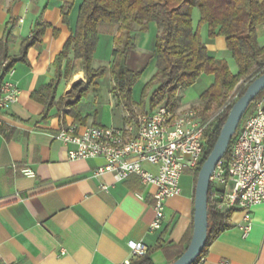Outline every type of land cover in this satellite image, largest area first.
Instances as JSON below:
<instances>
[{"label": "crops", "instance_id": "obj_1", "mask_svg": "<svg viewBox=\"0 0 264 264\" xmlns=\"http://www.w3.org/2000/svg\"><path fill=\"white\" fill-rule=\"evenodd\" d=\"M83 1L0 0V39L11 27V18L16 23L10 57L20 54L22 40L32 34L36 22L49 24L42 41L29 48L26 60L17 62L4 78L18 89V99L10 108L0 110V264H124L132 259L130 241L145 244L152 251L153 264H170L193 237L194 173L184 184L182 175L181 194L167 201L164 224L153 230L154 185L144 184L135 174L117 182L107 173L103 181L109 188L102 189L92 173L104 160H71L68 147L55 138L64 124L107 126L102 117L96 120L78 107L82 116L88 115L87 122L82 123L66 106L62 111L52 108L45 114V106L32 96L55 79L56 56L76 26ZM65 9L70 26L64 21ZM194 11L199 21L198 8ZM206 31L207 26L201 34L209 52L217 58L231 59L225 37L205 38ZM116 32L117 29L101 31L94 67L113 61ZM157 34L156 23H151L147 31L137 35V47L127 66L143 72L144 81L136 84L134 91H142L155 72ZM257 34L264 46V25L257 27ZM202 76L195 84L201 83ZM106 77L107 74L97 80V89ZM82 82H86V75L77 63L76 72L59 85L57 99L73 94ZM211 83L203 84L200 95ZM137 108L136 114L142 112L141 107ZM130 118L128 113L125 123ZM145 167L156 170L151 165ZM24 169L34 175H25ZM252 218V229L244 234L237 227L242 213H233L228 220L230 226L210 242L197 264H264V203L253 207ZM172 244L174 251L167 252Z\"/></svg>", "mask_w": 264, "mask_h": 264}, {"label": "trees", "instance_id": "obj_2", "mask_svg": "<svg viewBox=\"0 0 264 264\" xmlns=\"http://www.w3.org/2000/svg\"><path fill=\"white\" fill-rule=\"evenodd\" d=\"M193 8H198L200 13L197 26L191 11ZM64 21L70 26L66 9ZM151 23H156L158 28L154 57L156 69L137 101L133 96L134 87L141 80L143 72L129 69L127 61L137 47L136 27L145 32ZM9 24L11 27L0 39V85L17 62L26 60L29 48L42 41L49 27L45 22H36L32 34L23 38L20 54L10 57L9 47L14 39L12 29L16 23L11 18ZM204 25L208 27L209 38L225 37L238 73L230 70L226 59L214 57L209 52L201 34ZM259 25H264V1L260 0H84L76 26L71 29L70 38L56 56L55 79L34 91L32 96L45 106V114L52 108L62 111L66 106L78 121L86 123L88 115H81L79 104L90 91L98 88L97 80L103 78L108 70L106 66L96 68L93 65L103 29H117L113 38L111 74L114 76L118 101L130 116L136 115L137 107H141L142 112L153 110L161 104L177 108L181 92L195 84L202 75H213V83L199 96L197 106L203 119H208L212 110L220 109L232 91L235 97L204 131L203 153L198 168L193 172L196 188L202 164L213 150L233 105L244 95L252 81L264 73V46L259 43L257 34ZM77 63L83 67L86 82L79 83L73 94L57 99L59 85L76 72ZM262 97L264 90L248 106L224 158L229 159L242 123L253 112L254 103ZM208 209L207 242L192 264H197L210 242L230 226L228 220L233 211L218 210L210 196ZM173 246L167 247L166 251L173 252ZM151 253L148 249L145 255L133 258L131 264H153ZM183 253L176 254L177 258Z\"/></svg>", "mask_w": 264, "mask_h": 264}, {"label": "built area", "instance_id": "obj_3", "mask_svg": "<svg viewBox=\"0 0 264 264\" xmlns=\"http://www.w3.org/2000/svg\"><path fill=\"white\" fill-rule=\"evenodd\" d=\"M234 97L231 94L218 112L206 120L196 106L174 108L161 104L131 116L123 126L64 124L55 138L68 147L71 160H104L92 173L99 179L102 189L109 188L103 181L107 173L117 182L135 174L144 184L154 185L151 229L157 230L164 224L167 201L181 194L180 180L184 171L194 172L199 166L205 129ZM17 99L18 89L3 80L0 110L10 108ZM146 165L156 170L147 169ZM23 173L34 175L30 169H24ZM209 196L218 210L241 212L243 219L237 227L244 234L251 231L252 209L264 203V97L254 103L253 112L242 123L229 159L223 157L217 163L211 176ZM129 246L132 259L148 251L142 242L130 241ZM132 259L124 264H131Z\"/></svg>", "mask_w": 264, "mask_h": 264}, {"label": "water", "instance_id": "obj_4", "mask_svg": "<svg viewBox=\"0 0 264 264\" xmlns=\"http://www.w3.org/2000/svg\"><path fill=\"white\" fill-rule=\"evenodd\" d=\"M263 90L264 73L252 81L244 95L233 105L213 150L202 164L198 174L195 188L192 240L184 253L170 264H192L205 248L208 237V198L212 173L217 163L226 154L248 106Z\"/></svg>", "mask_w": 264, "mask_h": 264}, {"label": "rangeland", "instance_id": "obj_5", "mask_svg": "<svg viewBox=\"0 0 264 264\" xmlns=\"http://www.w3.org/2000/svg\"><path fill=\"white\" fill-rule=\"evenodd\" d=\"M191 11L194 14L193 15L194 23L196 25L198 22V16L196 12L194 11V8ZM205 28L206 26H202L201 30L203 31ZM135 33H136L135 34V37H136L135 41H136L137 35L139 34V27H136ZM205 38H208V31H206ZM111 64H112V61L110 60L109 62L106 63V67L108 69L107 77L100 80V88L97 90H92L89 93V96L83 98L79 104L81 111L82 109L86 110L84 112H87L88 115L92 118L95 117L96 120H99V117H102L101 120L107 126L120 125L121 122L125 123L128 117V112L124 109L123 105L118 102L117 94H116V91L114 90L115 80H114V76L111 74ZM228 64H229L230 70L234 74L238 73V66L233 58L228 60ZM213 80H214L213 75L204 74L200 80L201 81L200 84H198L199 83L198 82L197 84L189 87L188 89L180 93L181 97L179 96V104H180L179 106L186 107V106L199 105L198 102H199V96L201 92L199 91V89H201L204 86L203 84H210L211 82L213 83ZM141 81H144V75L137 84H139ZM233 92L234 91H232L229 95H231ZM150 93H151V90L148 92V95ZM140 95H141V91L133 92L134 98H136L138 101L140 100ZM147 101H148V98L146 99V104H147ZM218 110L219 109L212 110L210 112V116L215 115L218 112ZM183 174L184 175H183L182 183L184 184L188 182V180L193 175V172L190 171L189 169H186Z\"/></svg>", "mask_w": 264, "mask_h": 264}]
</instances>
